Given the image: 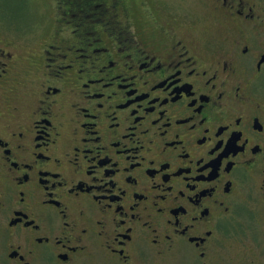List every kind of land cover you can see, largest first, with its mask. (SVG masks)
I'll return each mask as SVG.
<instances>
[{"label":"flooded vegetation","instance_id":"1","mask_svg":"<svg viewBox=\"0 0 264 264\" xmlns=\"http://www.w3.org/2000/svg\"><path fill=\"white\" fill-rule=\"evenodd\" d=\"M60 1L0 20V264H264V0Z\"/></svg>","mask_w":264,"mask_h":264},{"label":"rangeland","instance_id":"2","mask_svg":"<svg viewBox=\"0 0 264 264\" xmlns=\"http://www.w3.org/2000/svg\"><path fill=\"white\" fill-rule=\"evenodd\" d=\"M204 0H125L124 5H130L135 18L144 16L147 10L153 13L155 5H183L188 9L199 10ZM53 5H62L60 0H0V20L29 29L36 27L43 33L47 24L52 25L54 16ZM154 5V6H153ZM150 9H153L150 11ZM137 13V14H136ZM137 16H136V15ZM158 16L161 21L162 17ZM163 21V20H162ZM22 26V27H21Z\"/></svg>","mask_w":264,"mask_h":264}]
</instances>
